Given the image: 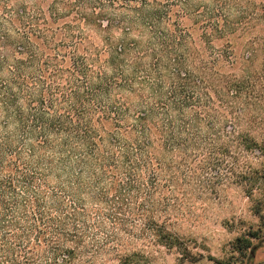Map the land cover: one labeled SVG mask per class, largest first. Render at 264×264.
Returning a JSON list of instances; mask_svg holds the SVG:
<instances>
[{
	"label": "trees",
	"instance_id": "16d2710c",
	"mask_svg": "<svg viewBox=\"0 0 264 264\" xmlns=\"http://www.w3.org/2000/svg\"><path fill=\"white\" fill-rule=\"evenodd\" d=\"M231 186L261 194L245 256L264 0H0V264L195 259L175 226Z\"/></svg>",
	"mask_w": 264,
	"mask_h": 264
},
{
	"label": "rangeland",
	"instance_id": "374dc122",
	"mask_svg": "<svg viewBox=\"0 0 264 264\" xmlns=\"http://www.w3.org/2000/svg\"><path fill=\"white\" fill-rule=\"evenodd\" d=\"M260 196L257 190L247 195L240 186L225 188L218 200L199 211L200 216L186 218L175 226L184 243L196 253L195 259L182 258L175 248L153 246L140 264H264V242L255 251L251 249L253 254L248 250L247 255L239 256L232 250L238 234L257 227L259 218L253 207Z\"/></svg>",
	"mask_w": 264,
	"mask_h": 264
},
{
	"label": "water",
	"instance_id": "95a60500",
	"mask_svg": "<svg viewBox=\"0 0 264 264\" xmlns=\"http://www.w3.org/2000/svg\"><path fill=\"white\" fill-rule=\"evenodd\" d=\"M251 253L253 254V251H251Z\"/></svg>",
	"mask_w": 264,
	"mask_h": 264
}]
</instances>
